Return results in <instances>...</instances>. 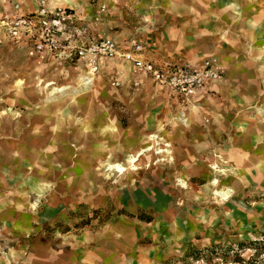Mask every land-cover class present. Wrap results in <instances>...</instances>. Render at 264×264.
<instances>
[{"label":"rangeland","instance_id":"1","mask_svg":"<svg viewBox=\"0 0 264 264\" xmlns=\"http://www.w3.org/2000/svg\"><path fill=\"white\" fill-rule=\"evenodd\" d=\"M90 1L85 22L72 10L74 38L142 36L188 67L210 65L227 92L183 102L105 72L89 90L49 96L85 76L75 50L62 73L0 51V117L24 123L15 144L0 137V174L16 183L0 188V260L264 264V0ZM19 82L36 93L15 99ZM52 124L55 145L32 134Z\"/></svg>","mask_w":264,"mask_h":264},{"label":"built area","instance_id":"2","mask_svg":"<svg viewBox=\"0 0 264 264\" xmlns=\"http://www.w3.org/2000/svg\"><path fill=\"white\" fill-rule=\"evenodd\" d=\"M33 10L24 8L21 1L12 3L10 12L0 14V47L6 42L22 47L31 58L55 55L71 58L75 50L83 74L93 78L101 58L121 57L150 75L160 86L180 97L183 102L204 90L219 77L210 65L194 69L166 63L157 64L145 58L147 45L138 38L129 40V50L122 49L115 40L98 37L91 41L74 38L75 13L71 7L52 4V0H32ZM139 85L138 82H136Z\"/></svg>","mask_w":264,"mask_h":264},{"label":"crops","instance_id":"3","mask_svg":"<svg viewBox=\"0 0 264 264\" xmlns=\"http://www.w3.org/2000/svg\"><path fill=\"white\" fill-rule=\"evenodd\" d=\"M16 1H21L23 3V6L24 8L28 9V10H33L34 9V4L32 2V0H0V14L2 13H6V12H10L11 9H12V3L16 2ZM77 4V7H80L82 6V8H75V7H71L73 10H77V12L81 11V15L78 17L79 19L81 20H86V17H88L90 15V13L92 12V6H91V1L90 0H76ZM52 4H56L54 0H52ZM226 5V4H224ZM225 10H229V8L225 7L224 9V12ZM231 12V9L229 10ZM225 18V17H224ZM231 19V18H229ZM84 20V22H85ZM117 38H114L112 35H93V37H90L88 38L86 35H84L82 37L83 40H88V41H91L93 40L94 38H98V37H108V38H112L113 40H115L117 42V44L124 50H129L130 47H129V40L131 38H138L140 41L144 42L145 44L148 45V42L146 41V39H143L142 36H139V35H133V36H126V33L123 32L119 35H116ZM150 45V44H149ZM7 47H12V48H16L18 50H20L25 56L29 57L25 50L18 46V45H14V44H10L8 42H6L3 46L0 47V51L2 50H5ZM147 51L145 53V58H148L154 62H156L158 65L159 64H166V63H169V64H174V65H181V66H186L182 63H180L178 59V56H175V55H171V54H164V55H161L159 54V51L158 48H153V47H147ZM31 58V57H29ZM32 59H36V60H40V59H43V61L45 60H48L49 59V63H46V64H52L55 68V71L56 70H60L61 69V72L62 73L65 69V66H64V62L61 59V57H56L55 55H46V57L44 58H32ZM193 62H196V61H199L201 58H197V57H194V58H191ZM80 62V63H79ZM77 63V66L75 67H72V69H74V71H77V73H81L82 70H81V61H79ZM46 64H43L46 65ZM42 65V64H41ZM191 66V65H190ZM188 67V66H187ZM193 68V67H191ZM99 71L98 73L96 74V76L99 78V76L102 74V73H105V72H113L114 75H117L115 78L116 80H119L121 82H123V84H128L129 86H132L133 84H136V82H138L140 85L142 86H146L148 82H151V83H154L155 86L159 89V90H162L163 92H166L167 89L160 86L150 75L148 74H145L143 71L137 69L134 64L131 62V61H128L124 58H121V57H115V58H101L99 60ZM194 69H197V68H194ZM81 70V71H79ZM39 72V71H38ZM59 73V74H60ZM82 74V73H81ZM39 75H40V72H39ZM80 75V74H79ZM97 78V80H98ZM40 80H42L43 78H39ZM56 81V80H55ZM217 82H209L206 86V88L204 90L201 91V93L203 92L204 94H209V93H212V92H215V91H221L224 89V87L226 88V91L223 92V93H226L227 92V87L225 85V82H220V83H217ZM134 86V85H133ZM140 86V87H142ZM139 87V86H138ZM200 92L195 95L194 97L198 96L199 94H201ZM203 94V95H204ZM201 95V96H203ZM193 98V97H192ZM35 113V112H34ZM37 115V112L35 113ZM34 116V115H33ZM58 117H61L59 115H57ZM24 119L25 118H29L30 116H22ZM31 118V117H30ZM35 118V117H34ZM4 120V118L0 117V121L1 122H4L2 121ZM5 121H12L13 123L17 124V123H21L23 124V121H20V122H16V120H10V119H5ZM4 128H5V124L3 125ZM10 131H6V133L4 134H0V137H8V139L13 136V134H9ZM4 135V136H3ZM14 137V136H13ZM18 138V136H16ZM0 177H4L5 180H7V183L5 185H0V188H3V187H8V186H11V185H16V183H12V178L13 177H8L6 178L5 176L1 175L0 174ZM16 182V180H13ZM22 187V185H21ZM24 188V187H23ZM26 189V188H25ZM27 191V189H26ZM24 193H15L13 195H11V198L12 200L16 201L17 202H20L21 203H25L27 202L26 200V197H24ZM17 199H20L21 201L17 200ZM6 220V219H9L8 215H0V220ZM7 225H10V223H7ZM0 264H5L3 263L1 260H0Z\"/></svg>","mask_w":264,"mask_h":264},{"label":"bare ground","instance_id":"4","mask_svg":"<svg viewBox=\"0 0 264 264\" xmlns=\"http://www.w3.org/2000/svg\"><path fill=\"white\" fill-rule=\"evenodd\" d=\"M55 1V3L56 4H64V5H74L75 6V8L77 7V5H75V4H77V2H76V0H54ZM69 7V6H68ZM38 74V73H37ZM90 75L91 74H85V76L83 77H81L80 78V81H79V84L77 85V86H75L74 88H72L70 85H65V86H63V87H54L53 89H51V91H49L48 93H43V94H48L49 96H51V95H54L55 94V92H61L62 93V95H67L68 93H70V92H72V93H79V92H83L84 90H89V89H91L92 88V83L94 84V82H95V77H93V78H90ZM96 76V75H95ZM37 79V75H32V77H31V84H30V86H33L34 85V83H35V80ZM53 84H55V82H51V83H48V84H46V86H44V88H46V89H49L50 88V86L51 85H53ZM20 88V90H17V93L15 94V96H14V98L15 99H20L21 97H25L26 96V93H30V94H35L36 93V91L34 90L35 89V87L33 88V91H30V90H24L23 89V86L21 85V83L19 82L18 83V89ZM52 88V87H51ZM26 89V88H25ZM86 92V91H85ZM91 94H92V92H91ZM91 96V95H90ZM21 100H22V98H21ZM47 100H48V98H47ZM50 101H52V99L51 98H49V102ZM5 104V103H4ZM3 104V105H4ZM6 105V104H5ZM62 106V105H61ZM58 109V108H57ZM61 110V109H60ZM86 113V112H85ZM55 114V113H54ZM41 118H42V116H41ZM31 120H32V118H31ZM2 121H4V122H1L0 121V134H4V133H6V131H10L9 132V134H13V136L15 137V136H18V138L17 139H14V137L12 136V137H10L12 140H14V144H15V142L18 140V141H20V133H22V128H23V124H21V123H17V124H15V123H13L12 121H5V119L4 120H2ZM17 122H18V120H17ZM40 122H41V120H40ZM46 123V122H45ZM5 124V128H4V125ZM27 126V125H26ZM116 126V125H115ZM49 129L50 130H52L53 132L51 133V132H46V128H44V129H40V130H37V131H33V135L34 136H42L47 142H49L50 144H53V145H55L56 143H57V141H58V139L59 138H62V135L60 134V133H58L57 132V130H56V124H52L50 127H49ZM110 130V129H109ZM107 131H108V129H107ZM32 132V131H31ZM30 132V133H31ZM70 132V131H69ZM4 136V135H3ZM41 138V137H40ZM39 138V139H40ZM20 145V144H19ZM27 146V145H26ZM11 147H14V146H11ZM21 147V146H20ZM22 148V147H21ZM45 149V148H44ZM33 150V149H32ZM26 151V150H25ZM35 151V150H34ZM47 151V150H46ZM45 151V152H46ZM28 154V153H27ZM143 154V153H142ZM16 155V154H15ZM26 156V155H25ZM130 157V156H129ZM117 158V156H114V160ZM26 159H27V157H26ZM130 160V159H129ZM130 161H132V159L130 160ZM109 165H111L112 167H119V166H121V165H119V164H117V163H115V162H113V160L112 161H110L109 162ZM121 168V167H120ZM29 169H31V168H29Z\"/></svg>","mask_w":264,"mask_h":264}]
</instances>
